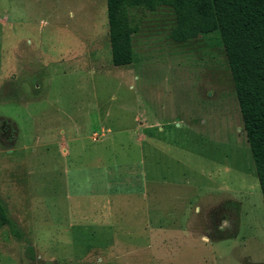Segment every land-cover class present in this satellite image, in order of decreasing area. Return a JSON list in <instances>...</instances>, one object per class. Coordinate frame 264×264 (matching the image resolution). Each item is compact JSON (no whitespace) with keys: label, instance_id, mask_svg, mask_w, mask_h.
Instances as JSON below:
<instances>
[{"label":"rangeland","instance_id":"obj_1","mask_svg":"<svg viewBox=\"0 0 264 264\" xmlns=\"http://www.w3.org/2000/svg\"><path fill=\"white\" fill-rule=\"evenodd\" d=\"M105 0H0V264H264V202L217 32ZM204 236V238H203Z\"/></svg>","mask_w":264,"mask_h":264},{"label":"trees","instance_id":"obj_2","mask_svg":"<svg viewBox=\"0 0 264 264\" xmlns=\"http://www.w3.org/2000/svg\"><path fill=\"white\" fill-rule=\"evenodd\" d=\"M105 4L114 66L133 60L138 20L132 11L170 9L174 20L169 37L174 42L218 33L264 202V0H105ZM4 224L21 237L0 204V225Z\"/></svg>","mask_w":264,"mask_h":264},{"label":"crops","instance_id":"obj_3","mask_svg":"<svg viewBox=\"0 0 264 264\" xmlns=\"http://www.w3.org/2000/svg\"><path fill=\"white\" fill-rule=\"evenodd\" d=\"M203 238H204V236H203Z\"/></svg>","mask_w":264,"mask_h":264}]
</instances>
